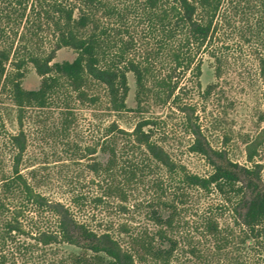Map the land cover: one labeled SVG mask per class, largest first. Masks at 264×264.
Here are the masks:
<instances>
[{
  "label": "trees",
  "instance_id": "1",
  "mask_svg": "<svg viewBox=\"0 0 264 264\" xmlns=\"http://www.w3.org/2000/svg\"><path fill=\"white\" fill-rule=\"evenodd\" d=\"M245 2L239 9L238 0H0V264H208L194 240L215 239L220 250L227 247L234 227L221 221L226 210L243 230V242L264 244V164L257 161L264 153V126L245 141L248 163H240L207 140L199 117L194 121L188 113L194 115L195 106H182L191 151L212 166L205 175L173 157L156 135L155 117L131 129L113 121L97 143L83 148L76 139V108L95 105L99 88L111 112L129 110V73L137 109L156 96L168 102L213 95L233 70L224 28L238 29L241 12L251 25L258 2L264 13V0ZM64 47L76 57L55 61ZM205 57L212 59L217 81L204 88ZM30 67L41 78L35 89L24 86ZM258 75L264 95V54ZM58 102L57 129L69 150L82 151L80 158L98 151L106 156L89 163L104 189L97 201L114 199L128 216L124 220L94 224L83 213L82 194L68 204L40 189L36 169L23 172L26 123ZM7 106L14 108L18 132L6 127ZM191 211L199 218L196 233L184 227ZM63 245L78 251L63 255Z\"/></svg>",
  "mask_w": 264,
  "mask_h": 264
},
{
  "label": "rangeland",
  "instance_id": "2",
  "mask_svg": "<svg viewBox=\"0 0 264 264\" xmlns=\"http://www.w3.org/2000/svg\"><path fill=\"white\" fill-rule=\"evenodd\" d=\"M238 1L241 2L239 9H242L246 2ZM258 5L256 14L250 15L251 25L243 21L244 16L241 12L236 17L238 29L235 30L234 26L229 25L224 28L222 40L229 44L227 55L233 70L220 81L213 95H179V100L168 102L156 96L144 108L137 109L135 79L134 75L129 73L131 87L127 98L129 110L120 114L111 112L105 92L101 88L98 89L100 98L95 105L82 104L76 108L79 127L76 139L79 140L81 147L97 143L104 128L113 121L121 127L131 129L142 118L155 117L160 122L156 135L173 157L193 172L208 174L212 170L208 160L190 148L193 136L189 132L190 125L181 107L191 104L195 106L196 111L194 115L191 110L188 113L192 115L194 121L197 116L199 117V123L211 145L217 149H225L232 159L240 163H248L245 141L254 137L264 126V121L261 120L264 115L263 82L258 75L259 55L264 54V13L263 6L259 2ZM252 31L255 36H252ZM245 34L251 37L250 42L245 39ZM76 55L75 50L64 47L57 52L55 61L73 60ZM216 81L212 59L205 57L202 85L205 88ZM40 82V76L33 67H30L24 79V86L35 89L40 86ZM60 106L58 102L45 113L40 112L27 121L25 128L29 135V146L22 165L23 172L36 169L41 183L40 189L68 204L73 194H82L85 208L83 213L94 224L99 225L106 220L114 222L124 220L128 216L119 213L114 199L97 201V198L103 195L104 189L102 184L97 182L89 163L92 160L106 159V156L98 151L95 156L80 158L82 151L73 154L69 150L64 137L57 129ZM7 107L6 127L8 131L18 132L14 108ZM257 161L264 164V153L257 157ZM139 193L143 194L142 189ZM233 217V212L226 210L224 217L221 218L225 226L231 224L234 227V233L226 244L228 246L222 250L215 239H201L200 242L198 239L194 240L207 253L208 264H264V244L243 242V230L238 224H233ZM184 227L189 233L198 231L197 212L191 211L188 214ZM62 247L63 255L66 256L78 251L70 245ZM33 261H36V257Z\"/></svg>",
  "mask_w": 264,
  "mask_h": 264
}]
</instances>
